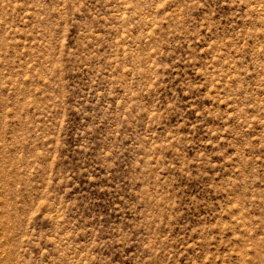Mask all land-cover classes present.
Returning a JSON list of instances; mask_svg holds the SVG:
<instances>
[{"label": "rangeland", "instance_id": "1", "mask_svg": "<svg viewBox=\"0 0 264 264\" xmlns=\"http://www.w3.org/2000/svg\"><path fill=\"white\" fill-rule=\"evenodd\" d=\"M0 264H264V0H0Z\"/></svg>", "mask_w": 264, "mask_h": 264}]
</instances>
